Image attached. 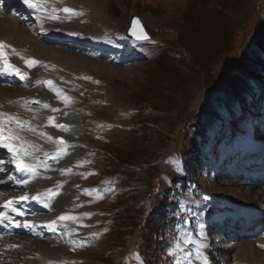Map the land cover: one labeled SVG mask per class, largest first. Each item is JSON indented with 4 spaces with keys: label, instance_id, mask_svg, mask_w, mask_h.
I'll use <instances>...</instances> for the list:
<instances>
[{
    "label": "rangeland",
    "instance_id": "374dc122",
    "mask_svg": "<svg viewBox=\"0 0 264 264\" xmlns=\"http://www.w3.org/2000/svg\"><path fill=\"white\" fill-rule=\"evenodd\" d=\"M94 5L99 13L80 19L73 32L99 48L50 46L63 59L46 69L72 99L64 103L74 108L72 137L79 139L70 162L77 179L65 207L81 218L68 223L57 264H170L172 221L180 197L194 187L191 178L210 194L237 196L234 188L227 191L228 181L203 174L200 168L207 173L213 165L202 161L200 151L211 149L196 148L197 131L212 130L206 124L234 111V100L264 76V0ZM210 11L224 29L217 44L195 39ZM132 14L140 17L149 41L125 38ZM256 206L264 210L262 203Z\"/></svg>",
    "mask_w": 264,
    "mask_h": 264
},
{
    "label": "bare ground",
    "instance_id": "6f19581e",
    "mask_svg": "<svg viewBox=\"0 0 264 264\" xmlns=\"http://www.w3.org/2000/svg\"><path fill=\"white\" fill-rule=\"evenodd\" d=\"M49 1H51V7L55 12H63L62 9L68 7L73 9L76 15L72 17V13L63 12V14L65 13L67 15L68 19L63 22L50 23L47 21L49 20V13L44 11L43 17L39 19L41 24L45 27L44 29L43 27L38 28L36 25L26 26L24 23L8 14H0V42L5 41L7 43L9 53L17 63H23L22 61L31 62L39 60L42 63L50 64L51 66L54 65L55 60L61 61V59H63V56H61V50L48 46L41 36H44L45 33H53L54 31L71 33L72 29L75 28V25L80 19L91 13H99L94 5H97L98 0ZM35 3L40 4L41 0H35ZM39 77L52 76L46 73V68L40 66L32 72V78L28 80L29 84H32V88H30L29 85L28 87L23 86L20 88H9L0 85V110L18 116L21 120L28 121L29 123L25 125V127L34 129V131H24L20 133L30 142V145L35 146H29L27 149L32 156V159L30 160L26 156L24 157V160L27 163L32 162L36 165H47L50 161V158H47V156L54 149L59 147L61 140H63L64 143L69 144L67 148L64 149V153L57 165L58 167L56 166L54 170L50 171L53 166L49 163L47 168L44 167L38 169L37 174L45 175L46 173V177L40 178L39 181L32 185L31 189H28L32 191H37L39 189L52 190L54 185L61 182L63 184V189L56 201L51 205L52 215L38 216L36 219L48 225H54L55 223L53 224V221H59L68 226V223L71 220L81 215V212L71 213V211L66 210L65 207V203L69 201L70 192L77 179V174L72 172V169L70 168V162L75 153L74 144L78 143L79 140L78 138L72 137V122L74 121L72 115L74 114V108L71 104L66 105L64 103L66 91H58L51 86H48V84L45 87L42 82L36 80ZM36 101L39 103H36ZM45 104L48 105L47 108L44 107ZM53 109H56V111H53ZM50 117L52 118L51 120L49 119ZM62 120H66V125H70L71 131L70 129L62 131L59 127L54 126L58 125ZM12 127L15 128L14 121L12 122ZM49 136L52 137V140L48 139ZM227 185L229 187L227 190L229 193L233 191V189L231 190L230 188L236 190V193L234 194L237 196L231 198L232 202H244L250 200L255 203H262L264 207V187L260 190H255L254 187L256 184L253 185L249 182L238 180L228 181ZM23 189L27 192L26 185ZM50 194L51 193L48 195ZM84 198L85 197L81 195L79 202ZM49 202L51 203L50 198L44 197V205L49 204ZM93 202L95 201L93 200ZM204 209H208V207L205 206ZM226 210L228 209L223 206H218L210 210V215L214 217V214L225 212ZM61 216L71 217V219L61 220ZM67 229H70V227H67ZM15 243L20 245V248L16 251L8 252L9 256H7V259L9 260L10 258L12 260L11 264H57L58 261L63 260L66 249L56 241H42L29 237L18 238ZM219 248L220 252L223 253L222 261L224 262L228 263L232 259H236L239 262L246 264H264V250L257 247L255 241L244 240L237 243H228Z\"/></svg>",
    "mask_w": 264,
    "mask_h": 264
},
{
    "label": "snow or ice",
    "instance_id": "6c2138e0",
    "mask_svg": "<svg viewBox=\"0 0 264 264\" xmlns=\"http://www.w3.org/2000/svg\"><path fill=\"white\" fill-rule=\"evenodd\" d=\"M25 3L29 4L31 7H35L36 3L35 0H25ZM65 13H73V9L65 7L62 9ZM54 19L56 17H53ZM140 38V37H138ZM146 38V37H143ZM0 47H3V44H0ZM30 66L36 64V61L29 62ZM11 67V65H9ZM17 75L20 76L21 79H24V75L19 72V69H13ZM48 84H51V81L47 82ZM67 99V98H65ZM36 103H39L36 101ZM45 108L48 107V105H44ZM53 111H56V109H53ZM0 149H6L7 153L11 154L10 162L15 163L17 170H19L22 173V178L17 180V183L20 185H27L29 180L27 174H31L32 178H35L37 175V166L33 163L25 164L23 162L25 156H30L31 153L27 151L28 147H35L34 145H30V142L23 137L20 133L24 131H34L33 128L25 127L29 122L21 120L18 116H15L13 114H10L8 112L0 111ZM52 119L51 117L49 118ZM15 122V128L12 127V122ZM56 127H59L63 131H67L64 125H54ZM49 140H52V137H48ZM61 143H63V140H61ZM67 154V153H65ZM55 159V158H54ZM43 167L47 168V165L44 164ZM49 193H52V190H48ZM55 195V193H52ZM28 194L25 193L23 196L20 197V200L26 201L28 200ZM31 199L36 200L37 202H40L39 196H33ZM13 202L11 200L7 201V203L0 205V207L4 209H8L10 212L16 213V215H23V212L19 211L17 208L12 207ZM45 207H49V204H45ZM61 220L65 219H71V217H65L61 216ZM8 221L11 223L10 218L7 214V212L0 211V223ZM53 224L55 221L52 222ZM19 226V225H17ZM24 227H31L30 224L25 223ZM10 247L15 248L16 245H11ZM204 264H208L207 258L204 259Z\"/></svg>",
    "mask_w": 264,
    "mask_h": 264
},
{
    "label": "trees",
    "instance_id": "16d2710c",
    "mask_svg": "<svg viewBox=\"0 0 264 264\" xmlns=\"http://www.w3.org/2000/svg\"><path fill=\"white\" fill-rule=\"evenodd\" d=\"M202 18L203 21H202L201 29L203 30L202 31L197 30L195 39L198 40L208 39L210 41V44H217L218 41H221L224 38L223 26L218 22L220 18L212 11L205 13V15ZM185 47L189 48L187 47V45H185ZM173 71H177V70H173ZM156 110L159 111L160 109L156 108Z\"/></svg>",
    "mask_w": 264,
    "mask_h": 264
},
{
    "label": "water",
    "instance_id": "95a60500",
    "mask_svg": "<svg viewBox=\"0 0 264 264\" xmlns=\"http://www.w3.org/2000/svg\"><path fill=\"white\" fill-rule=\"evenodd\" d=\"M126 37L129 39H134L138 41L150 40L151 36L147 32L143 22L141 21L140 17L137 15L132 14L130 16L129 25L127 27ZM140 37V38H138ZM146 37V38H143Z\"/></svg>",
    "mask_w": 264,
    "mask_h": 264
}]
</instances>
